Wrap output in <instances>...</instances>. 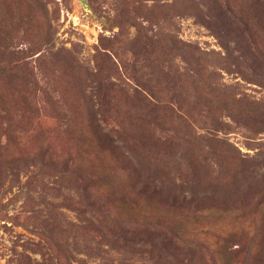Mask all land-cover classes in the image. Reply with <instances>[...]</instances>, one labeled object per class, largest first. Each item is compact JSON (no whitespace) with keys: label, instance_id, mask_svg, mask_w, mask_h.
Instances as JSON below:
<instances>
[{"label":"rangeland","instance_id":"1","mask_svg":"<svg viewBox=\"0 0 264 264\" xmlns=\"http://www.w3.org/2000/svg\"><path fill=\"white\" fill-rule=\"evenodd\" d=\"M0 264H264V0H0Z\"/></svg>","mask_w":264,"mask_h":264},{"label":"trees","instance_id":"2","mask_svg":"<svg viewBox=\"0 0 264 264\" xmlns=\"http://www.w3.org/2000/svg\"><path fill=\"white\" fill-rule=\"evenodd\" d=\"M232 237H233V235L228 236V238L226 239V241L229 240V239L232 238ZM226 252H227V250L223 249V251H222L221 254H224V253H226ZM235 252H236V251H235ZM229 254H231V253H229ZM232 258H236V256H234L233 253H232ZM230 259H231V257H228V260H230Z\"/></svg>","mask_w":264,"mask_h":264},{"label":"water","instance_id":"3","mask_svg":"<svg viewBox=\"0 0 264 264\" xmlns=\"http://www.w3.org/2000/svg\"><path fill=\"white\" fill-rule=\"evenodd\" d=\"M83 6H84V8H86V9H88V10H89V7H88V5H87L86 1H83Z\"/></svg>","mask_w":264,"mask_h":264}]
</instances>
